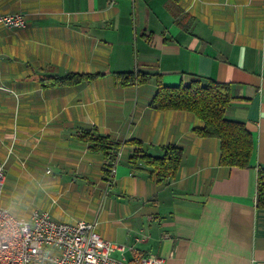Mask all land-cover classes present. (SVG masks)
<instances>
[{
	"label": "crops",
	"instance_id": "0c3cea01",
	"mask_svg": "<svg viewBox=\"0 0 264 264\" xmlns=\"http://www.w3.org/2000/svg\"><path fill=\"white\" fill-rule=\"evenodd\" d=\"M0 206L56 222H94L125 246L115 259L156 256L167 264H264V210L256 208L264 168V0H0ZM69 73L94 76L43 87ZM118 73H148L164 86L202 77L230 85L225 118L252 139L248 168L219 165L220 142L193 133L187 111H156L154 78L121 87ZM106 136L121 148L112 183L101 152L76 136ZM145 153L182 149L176 174L156 182Z\"/></svg>",
	"mask_w": 264,
	"mask_h": 264
},
{
	"label": "trees",
	"instance_id": "16d2710c",
	"mask_svg": "<svg viewBox=\"0 0 264 264\" xmlns=\"http://www.w3.org/2000/svg\"><path fill=\"white\" fill-rule=\"evenodd\" d=\"M94 76L69 73L56 77L49 82H43V87L74 86L84 81H90ZM154 78L156 92L149 107L156 111H187L193 113L202 126L192 131L201 138H216L219 140V165L224 167L248 168L252 139L240 122L227 120L224 116L232 95L230 85L218 83L211 79L193 76L187 86H164L160 80L148 73H118L116 81L119 86L140 85ZM80 141L88 143L93 151L101 152L106 159L114 161L121 148L120 143H112L106 136L81 132L76 136ZM134 145V154L130 162L137 161L149 167L148 174L156 182L173 177L182 160V149L174 145L161 148V156H151L144 152L139 141H129ZM108 174V173H107ZM256 208L264 210V168L258 167L256 178Z\"/></svg>",
	"mask_w": 264,
	"mask_h": 264
},
{
	"label": "built area",
	"instance_id": "2783aa9c",
	"mask_svg": "<svg viewBox=\"0 0 264 264\" xmlns=\"http://www.w3.org/2000/svg\"><path fill=\"white\" fill-rule=\"evenodd\" d=\"M0 24L9 29L23 28L21 14L0 15ZM119 154V151L116 154ZM115 162L108 158L106 182L112 183ZM4 164H0V195L4 185ZM96 224L85 220L56 222L46 211L33 210L28 219L18 218L0 206V264H167L162 257H137L128 262L115 259L114 252L125 246L102 239Z\"/></svg>",
	"mask_w": 264,
	"mask_h": 264
}]
</instances>
